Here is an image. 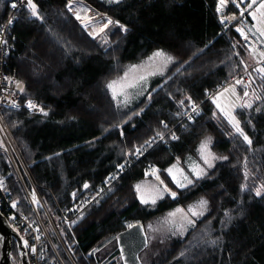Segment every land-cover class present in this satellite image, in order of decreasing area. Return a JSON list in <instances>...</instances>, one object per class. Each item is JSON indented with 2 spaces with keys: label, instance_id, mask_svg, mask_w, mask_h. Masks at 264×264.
Returning a JSON list of instances; mask_svg holds the SVG:
<instances>
[{
  "label": "trees",
  "instance_id": "obj_1",
  "mask_svg": "<svg viewBox=\"0 0 264 264\" xmlns=\"http://www.w3.org/2000/svg\"><path fill=\"white\" fill-rule=\"evenodd\" d=\"M14 1L0 0V23ZM83 1L128 31L113 24L94 37L90 35L93 28H84L68 10V0H34L44 20L31 17L27 7L20 10L13 26L16 50L5 65L21 81L22 100L34 99L48 111L47 116L23 107L6 112L38 184L67 204L72 190L85 183L96 188L115 177L75 224L73 234L66 235L76 264H122L116 241L119 232L129 224L142 223L146 228L168 209L180 204L187 208L201 198L208 201L207 212L195 227L183 236L167 237L156 249L150 247L149 238L141 264H264V192L255 194L264 183V79L254 70L264 64L258 63L236 31L237 27L252 28L250 15L239 17L233 0L221 11H217L219 0ZM234 14L237 20L220 22L221 17ZM159 49L175 59L159 88L128 107H117L106 81L119 76L128 63ZM245 64L251 74L249 95L254 89L260 99L251 108H237L235 115L251 146L235 133L211 99L218 85L246 72ZM239 88L243 95L244 87ZM192 102L203 103L204 113L176 127L178 115ZM173 127L177 140L156 146L129 171L117 174L135 146ZM207 137H211L213 152L228 159H220L189 187L173 186L165 169L175 156L185 161L197 153ZM0 157L4 172L9 171L6 155ZM152 167L177 189V200L166 195L155 206L140 202L135 185ZM10 183L15 196L21 197L23 207L18 210L29 212L15 174ZM243 185L247 188L242 189ZM45 196L53 209V198ZM12 253L14 263L21 260L16 242Z\"/></svg>",
  "mask_w": 264,
  "mask_h": 264
},
{
  "label": "built area",
  "instance_id": "obj_2",
  "mask_svg": "<svg viewBox=\"0 0 264 264\" xmlns=\"http://www.w3.org/2000/svg\"><path fill=\"white\" fill-rule=\"evenodd\" d=\"M14 3L17 7H11L10 13L0 23V39L7 40V44L0 43V154L6 155L8 159L6 162L10 168L9 171L4 172L5 164L0 157V179L4 181V187L0 188V211L27 239L30 264H76L75 258L71 253L70 245L66 240V235L73 234V228L80 220L81 215L85 214L90 204L99 198L112 183L109 180L106 182L102 181L96 188H92L89 193H87L88 188L85 189L82 187L80 189H74L70 193L68 203L63 204L55 199L53 192L49 188L40 186L33 176L30 165L25 160L22 149L9 126L6 118V111L21 107L27 109L32 114L38 115H44L39 111V108H43L45 112L48 111L34 99L23 101L20 89L16 86V82L19 81L21 83L20 79L7 72L5 69L7 58L16 50V38L13 35V26L19 17L17 13H19L23 7H27L26 0H15L13 4ZM73 6H75L76 9L83 7L90 9L87 15L92 17L93 23L101 25L108 18L116 21L109 14L99 11L83 0H73ZM241 8H243L242 5ZM9 20H12L13 23L9 24ZM248 35L249 39L247 41L243 38V45L250 49L251 47H255V44L253 43V36L249 33ZM256 57L259 60V57ZM242 77L245 80H249V72L246 71L238 77L234 76L230 81L218 85L211 95L218 93L230 83L236 82L237 79H241ZM28 101H32L33 104L38 107L32 109L28 108ZM202 104L203 103L196 104L198 105L199 115L204 113ZM189 115L192 116L191 120L188 118ZM197 116L195 112H192L191 106L188 110L178 115L180 121L176 127H184L187 121H192ZM176 127L164 133L163 140L157 137L151 147L147 145L135 146L131 151L133 154L128 155L126 161L123 163V170L119 168L117 174L123 175L129 171L143 160L156 146L160 144L169 145L171 141L174 140L171 138L173 133L178 137L175 132ZM142 146V153L135 154V149ZM175 158L177 159V156H175ZM11 174H15L19 181L22 194L27 200V205L30 207L29 212L18 210V207L22 208L23 206L19 194L17 193L18 195L15 196L14 186L10 183ZM101 189H103V191H100ZM33 193H35V198ZM73 193L76 194L75 197H73ZM45 194L53 198V209L46 204ZM37 200L39 201L38 203L36 202ZM14 201L17 202V207L15 208L12 207ZM37 236L40 238L36 239ZM33 247L36 249L35 252L32 251Z\"/></svg>",
  "mask_w": 264,
  "mask_h": 264
},
{
  "label": "snow or ice",
  "instance_id": "obj_3",
  "mask_svg": "<svg viewBox=\"0 0 264 264\" xmlns=\"http://www.w3.org/2000/svg\"><path fill=\"white\" fill-rule=\"evenodd\" d=\"M117 3H119V0H116ZM229 2V0H219L220 7L217 9V11H221L223 7ZM234 3H236V7L240 8V16H244L245 11H248V14L251 16L252 20L255 21V24L252 26V36L256 37L257 40L261 44H264V0H233ZM246 4L245 8H241V4ZM26 6L27 9L30 11L31 17L35 18L36 20L43 21L44 17L40 14L38 5L34 2V0H26ZM12 7L15 8L17 5L14 3L12 4ZM67 8L70 12L73 13L76 20L80 21L84 28L92 27L93 31L90 33V35L98 36L100 33H104L105 30L110 25H118L119 28L126 33L128 31L127 27L123 24H120L119 21H113L111 18H108L105 22H103L100 26H96L92 23V17H89L87 13L90 11L87 7L76 9L73 7V0H68ZM237 20L238 17L234 14L230 17H221V23H225V20ZM9 24L13 23L12 20L8 21ZM236 31L244 38V40L249 39V35L247 32H245L244 28L237 27ZM0 43L7 44V40L0 39ZM104 43H109L107 39H104ZM255 43V41H253ZM250 53L254 56H258L259 60L258 63H264V50H260L257 47H251ZM236 55H239V53H236ZM156 58L162 59V66L160 74H163V67H166L167 64L171 63L174 60V57L166 54L163 50H157L152 54V56L148 57V60L145 61L143 64L138 65H131L129 66L128 70L123 73V76L111 80L106 84V88L111 91L112 98L114 100H117V107L120 106V101L117 99L119 96H123V103L127 105V103L130 102V95L128 93V89H135V88H143L144 82H146L147 77L149 75H156V72H147L144 75L132 77L130 79V74L135 73L140 69H144L146 67H149L151 65V62L154 61ZM245 71H247L248 65L245 64ZM256 72L261 74V79H264V67H259L254 69ZM249 84L251 83V74L249 73ZM236 84L238 85H244V91H243V97L249 96V91L247 90L249 87V84H245L243 80L237 79ZM16 86L20 89L22 92L23 86L18 81L16 82ZM226 94H229L226 96ZM243 97H241L237 91L235 86H229L223 88L221 91H219L215 96H211L212 103L215 105L216 109H218L219 113L222 114L224 119L227 121V123L235 130V133L239 134L243 138V141L251 146L252 140L251 138L246 134L243 127L241 126L240 120L235 115V109L236 108H251L252 102L251 100H243ZM150 98V97H149ZM256 99H260L259 96L255 97ZM188 100L191 101V97H187ZM181 105H183L184 101L181 100L179 102ZM28 108H37L38 106L33 104L32 101H28L27 104ZM39 111L43 113L45 116L48 115L47 112L44 111L43 108H39ZM143 111V109H141ZM192 112H195L197 115H199L198 105L195 104V102H192ZM188 118L191 120L192 116L189 115ZM213 118H217V113L213 112ZM164 124V127L167 128V124L164 122H161ZM119 127V125H118ZM123 135V132H121ZM159 138L160 140L164 139V133L161 131H157L156 135L152 137L149 140L145 141V145L148 147H151L152 143L156 140V138ZM172 139H178V137L173 133L171 136ZM211 144V137H207L205 140H203L199 146V153L200 157L203 160V164L207 168H212L214 166V161L217 159H223L227 160L228 157H218L215 153L211 151L210 148ZM143 150L142 147H137L135 149V154H141ZM128 155H132V152L127 153ZM121 170L124 168V164H120L118 166ZM191 173L193 174L192 177H190L187 173L184 172L183 168L179 167V158L177 157V161L175 164H172L170 167L165 169V171L168 173V175L171 177L172 181L176 184L179 188H186L189 185L193 184L194 179H201L203 176H205L206 170L204 167H201L199 164L190 165ZM159 169L152 167L150 173H145L146 175H152L155 177L157 181L156 188L154 192L148 196H145L142 191L141 184L135 185V191L139 195L140 202L142 204H156L158 199H162L165 194L171 196L173 199L176 198L177 193L175 191H172L167 184L164 183L163 180H161L159 176ZM248 173L245 172V176H247ZM109 180L113 179V177H109ZM4 187V181L0 179V188ZM85 189L89 188L90 185L87 183L83 186ZM243 188H247V185H243ZM111 190V189H110ZM100 191H103L101 189ZM264 192V183L260 185L259 188L255 190V194L257 196H260ZM73 197H75V193L72 194ZM33 196L35 198V193H33ZM39 202L38 200L36 201ZM208 201L204 198H201L199 201H197L195 204L190 205L188 207L187 212H185L184 209L178 208L174 212H170L168 214V217L165 218L164 224L169 225V230L172 231V233L175 235L177 232L179 234L183 235L187 230L188 227H195V218H199L204 215L205 211L207 210ZM12 207H17V202L12 203ZM79 210V209H77ZM182 214L181 220L177 222L175 219L177 217V214ZM228 216V213L225 214ZM80 219H83V215H81ZM230 219V217H229ZM75 223V222H73ZM129 228L136 227V225L129 224ZM151 227V225L149 226ZM38 230V229H37ZM154 231L158 229H153ZM40 237L37 236L36 239H39ZM215 243V241H213ZM25 246L28 247V241H25ZM32 251L35 252L36 249L33 247ZM183 255V253H182Z\"/></svg>",
  "mask_w": 264,
  "mask_h": 264
},
{
  "label": "rangeland",
  "instance_id": "obj_4",
  "mask_svg": "<svg viewBox=\"0 0 264 264\" xmlns=\"http://www.w3.org/2000/svg\"><path fill=\"white\" fill-rule=\"evenodd\" d=\"M119 1H121V0H119ZM242 7L245 8L244 6H242ZM23 8H24V7H23ZM239 10H240V9H239ZM247 13H248V11H245V14H244V15H246ZM17 14H18V16H19V13H17ZM239 17H241V16L239 15ZM250 17H251V16H250ZM251 20H252V18H251ZM254 24H255V21L252 20V25H254ZM96 26L98 27V26H100V24L97 23ZM245 30H248L247 32H249V33L252 35V32L249 31V28L246 29V27H245ZM253 38H254V41H255V40H256L255 37H253ZM256 42H257V41H256ZM254 44H255V47H257L258 49H260V50H264V44H261L260 42H259V46L257 45V43H254ZM159 50H163L166 54L170 55V54H169L166 50H164V49H159ZM156 51H157V50H156ZM156 51H155V52H156ZM153 53H154V52H153ZM153 53H152V54H153ZM152 54H151L150 56H152ZM150 56H148V57H150ZM170 56H171V55H170ZM148 57L145 58V59H143V60H141V61H138V62L128 63V64L125 66L124 71H123L119 76H117V77H115V78H113V79H111V80L118 79V78L122 77V76H123V73H124L125 71L128 70L129 66H131V65L143 64L145 61L148 60ZM256 59H257V58H256ZM173 64H175V59H174L171 63L167 64L166 67H163V74H160L161 66H162V59H161V58H156L154 61L151 62V65H150L149 67H146V68H144V69H140V70H138V71L135 72V73H131V74H130V79H131L132 77H136V76L144 75V74H146L147 72H153V71L156 72V75H149V76L147 77L146 82H144V85H143V88H142V89H140V88H135V89H128V90H127L128 93H129V95H130V102L127 103V105H125V104L123 103V96H119L117 99L120 101V107H128V106L134 104L135 102L139 101V100L142 99L143 97L149 95L151 92L157 90V89L159 88L160 84H161V80H163V79L165 78V76L168 74V72H169V70H170V68H171V66H172ZM242 79H244V78L242 77ZM111 80L106 81V83H105V88H106V84H107L108 82H110ZM247 82L249 83V81H247ZM229 86H235L237 93H238L241 97H243V95H242V93H241V91H240L239 85L236 84V82H232V83H230V84H229L228 86H226V87H229ZM253 88H254V87H253ZM106 90H107L108 93L112 96L111 91L108 90L107 88H106ZM216 94H217V93H216ZM216 94H215V95H216ZM215 95H213V96H215ZM228 95H229V94H226V96H228ZM256 96H257V94L255 93L254 89H252V90H251V94H250L248 97H246L245 100H251V102H252V104H253L254 101L256 100V98H255ZM115 102L117 103V100H115ZM202 106H203V108H204V104H202ZM217 110H218V109H217ZM236 110H237V108L235 109V111H236ZM211 144H212V140H211ZM211 144H210V148H211V151L213 152L212 147H211ZM213 153H214V152H213ZM216 156H218V155L216 154ZM218 157H219V156H218ZM219 160H220V159H217V160H215V161L213 162V163H214V166H215V164H216ZM176 161H177V159H175V160H174V161H173L168 167H170L172 164H175ZM194 164H199L201 167H204L205 170H206V173H208V171L211 169V168H207V167L203 164V160H202L201 157H200V153H199V151H197V153H195L194 155H191V157L188 156V157L185 159V161H183V160L180 159V157H179V167H180V168H183V169H184V172L187 173L190 177L193 176V174L191 173L190 165H194ZM214 166H213V167H214ZM168 167H167V168H168ZM167 168H166V169H167ZM166 173H167V172H166ZM167 174H168V173H167ZM168 176H169V175H168ZM169 177H170V176H169ZM203 177H204V176H203ZM170 179H171V177H170ZM171 180H172V179H171ZM171 180H170V181H171ZM196 181H197V179H194L193 184H194ZM165 182H166V181H165ZM85 184H86V183H85ZM87 184L90 185V187L88 188V191H87V193H89L90 190H91L92 188H94V187H92L90 183H87ZM137 184H141V186H142V191H143L144 195H145V196H148V195H150V194H152V193L154 192V190H155V188H156V185H157V181H156L154 178H152V177H150V176L148 175V176H146V177L140 179V180L137 182ZM137 184H136V185H137ZM171 184H172L173 186L177 187L176 184H175L173 181H171ZM171 184H170V185L167 184V185H168L171 189L173 188V189H172L173 191L177 190L176 188H174L173 186H171ZM193 184H191V185H193ZM191 185H189V186H191ZM83 186H84V185H83ZM189 186H188V187H189ZM177 188H179V187H177ZM174 189H175V190H174ZM175 192H176V191H175ZM17 193H18V192H17ZM17 193H16V194H17ZM176 193H177V192H176ZM177 194H178V193H177ZM166 195H167V194H165L164 197H163L162 199H158L157 202H156V204H157L159 201L163 200V199L166 197ZM138 196H139V195H138ZM19 197H20V195H19ZM178 198H179V197H178ZM20 200H21V197H20ZM195 203H196V202H195ZM195 203H191L190 205H193V204H195ZM156 204L153 205V204L149 203V204H147V205L155 206ZM90 205H91V204H90ZM180 205H181V204H180ZM180 205H177V206H174V207L168 209V210L165 211L163 214H161L159 217H157L153 222L148 223V224L146 225V231H147L148 237L150 238V241H151V246H150V247H152L153 249L159 248L161 242H163L164 240H166L167 237H169V236H171V235H174V234L172 233V231L169 230V225L164 224L163 222H164L165 218L168 217V214H169L170 212H174V211H175L176 209H178V208H182V209L185 210V212H187L188 207L190 206V205H188L187 208H183V207L180 206ZM18 209H19V207H18ZM20 209H21V208H20ZM206 212H207V210L205 211L204 215L206 214ZM204 215H203V216H204ZM181 217H182V214H179V213H178V214H177V217L175 218V219L177 220V222H179V221L181 220ZM201 217H202V216H201ZM201 217H199V218H195V217H193V219H195V224H196V222H197ZM11 225H12V224H11ZM150 225H151V227H149ZM12 227H13L16 231H18L13 225H12ZM190 227H191V226L188 227V230L190 229ZM191 228H192V227H191ZM153 229H158V230L154 231ZM188 230H187L184 234H186V233L188 232ZM18 232H19V231H18ZM21 233H22V232H21ZM184 234H183V235H184ZM22 235H23V237H25L24 234H22ZM175 235H176V236H183V235L179 234V232H177ZM23 241L25 242V241H27V239H26V238H23ZM147 248H148V247H147ZM145 250H146V249H145ZM146 252H147V250L141 253V259L145 257ZM119 257H120V254H119ZM120 259H121V258H120ZM14 264H22V263H21V260H17V262H15Z\"/></svg>",
  "mask_w": 264,
  "mask_h": 264
},
{
  "label": "water",
  "instance_id": "obj_5",
  "mask_svg": "<svg viewBox=\"0 0 264 264\" xmlns=\"http://www.w3.org/2000/svg\"><path fill=\"white\" fill-rule=\"evenodd\" d=\"M241 80L245 84H248L244 79L241 78ZM242 86L244 87V85ZM247 90L249 91V87ZM149 176L155 179L154 176ZM159 176L167 184L160 173ZM169 197L172 201H175L178 199L179 194H177L175 199L171 196ZM133 225H136V227H127L116 235L122 264H141V253L149 246V237L145 226L142 223ZM14 242L17 243L21 263L30 264L27 249L21 234L12 227L7 217L0 211V264H14L12 253Z\"/></svg>",
  "mask_w": 264,
  "mask_h": 264
},
{
  "label": "crops",
  "instance_id": "obj_6",
  "mask_svg": "<svg viewBox=\"0 0 264 264\" xmlns=\"http://www.w3.org/2000/svg\"><path fill=\"white\" fill-rule=\"evenodd\" d=\"M249 27V26H248ZM250 28V32H252L254 29H253V27L251 28V27H249ZM255 39H256V37H255ZM257 41V42H256ZM255 43H257V45L259 46V40H255Z\"/></svg>",
  "mask_w": 264,
  "mask_h": 264
},
{
  "label": "flooded vegetation",
  "instance_id": "obj_7",
  "mask_svg": "<svg viewBox=\"0 0 264 264\" xmlns=\"http://www.w3.org/2000/svg\"><path fill=\"white\" fill-rule=\"evenodd\" d=\"M27 253H28V249H27ZM15 259H18V257L16 256ZM16 262H17V260H16Z\"/></svg>",
  "mask_w": 264,
  "mask_h": 264
}]
</instances>
